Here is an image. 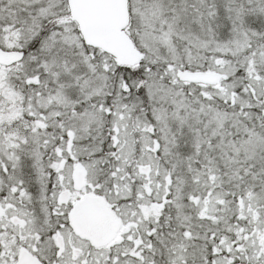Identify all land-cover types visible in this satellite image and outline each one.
Listing matches in <instances>:
<instances>
[{
  "label": "snow or ice",
  "instance_id": "6c2138e0",
  "mask_svg": "<svg viewBox=\"0 0 264 264\" xmlns=\"http://www.w3.org/2000/svg\"><path fill=\"white\" fill-rule=\"evenodd\" d=\"M0 264H264V0H0Z\"/></svg>",
  "mask_w": 264,
  "mask_h": 264
}]
</instances>
